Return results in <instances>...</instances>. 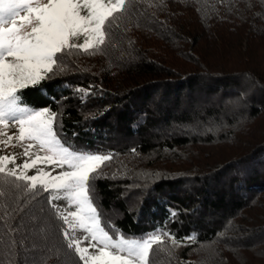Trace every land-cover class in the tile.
I'll return each mask as SVG.
<instances>
[{
    "label": "trees",
    "instance_id": "1",
    "mask_svg": "<svg viewBox=\"0 0 264 264\" xmlns=\"http://www.w3.org/2000/svg\"><path fill=\"white\" fill-rule=\"evenodd\" d=\"M130 12L103 51L64 57L21 102L57 111L66 146L114 157L95 182L109 232L183 241L152 264H264V0ZM48 195L21 197L11 217L0 199V264H80Z\"/></svg>",
    "mask_w": 264,
    "mask_h": 264
},
{
    "label": "snow or ice",
    "instance_id": "2",
    "mask_svg": "<svg viewBox=\"0 0 264 264\" xmlns=\"http://www.w3.org/2000/svg\"><path fill=\"white\" fill-rule=\"evenodd\" d=\"M132 3L0 0V126L14 125L18 133L9 135L0 130V136L6 137L0 139V146L7 149L22 145L24 157L17 164L15 153L0 155V199L11 201L7 205L11 211L6 208L4 214L11 217L22 212L21 197L35 199L48 193L46 200L53 217L62 222L60 234L80 264H152L157 248L166 243L183 245L167 232L139 239L109 232L95 204V182L103 177L105 162L114 157L66 146L59 136L57 111L48 107L33 109L21 102L22 90L64 70V57L73 52L94 55L103 51L113 25L118 26V21L131 14ZM81 38L83 41L76 43ZM77 91L87 94V90ZM33 169L35 174L28 175ZM58 199L67 201V207L74 210L60 211L53 204ZM77 230L85 235L77 238ZM13 231L8 227L9 233Z\"/></svg>",
    "mask_w": 264,
    "mask_h": 264
},
{
    "label": "rangeland",
    "instance_id": "3",
    "mask_svg": "<svg viewBox=\"0 0 264 264\" xmlns=\"http://www.w3.org/2000/svg\"><path fill=\"white\" fill-rule=\"evenodd\" d=\"M82 41H83V38H81L80 40L76 41V43H81ZM33 109H35V108H33ZM37 110H39V109H37ZM0 130H2L4 132H7L9 135H13V134L18 135L16 126H14V125L0 126ZM0 139H6V137L0 136ZM13 143L14 144L17 143L15 139L13 140ZM34 151H37V149H34ZM12 153H15L17 155L16 163L17 164L22 163V161L24 159V157L21 154L22 153V145H17L16 147H9L7 149H4L3 146H0V155H8V154H12ZM39 154L40 155H44L43 152H40ZM9 167H11V165H9ZM45 170L47 171V170H50V169L46 168ZM35 171H36L35 169L29 171L28 175L35 174ZM53 174H55V173H53ZM53 194H55V193H53ZM53 204L55 206H57L60 211H63V212H68V211L74 210V208H68L67 207V201H65L63 199H58V200L54 201ZM75 235H76L77 238H82L85 234L82 231L77 230ZM126 238H128V237H126Z\"/></svg>",
    "mask_w": 264,
    "mask_h": 264
}]
</instances>
